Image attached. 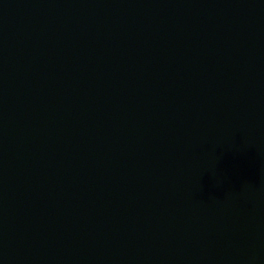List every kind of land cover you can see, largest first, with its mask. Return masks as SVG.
<instances>
[{
  "label": "water",
  "instance_id": "obj_1",
  "mask_svg": "<svg viewBox=\"0 0 264 264\" xmlns=\"http://www.w3.org/2000/svg\"><path fill=\"white\" fill-rule=\"evenodd\" d=\"M0 264H264V0H0Z\"/></svg>",
  "mask_w": 264,
  "mask_h": 264
}]
</instances>
